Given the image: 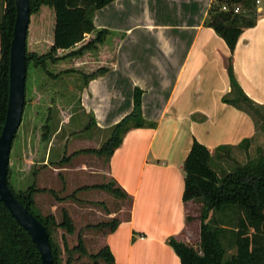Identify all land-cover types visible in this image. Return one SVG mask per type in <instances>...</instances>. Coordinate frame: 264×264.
<instances>
[{
	"label": "crops",
	"instance_id": "obj_1",
	"mask_svg": "<svg viewBox=\"0 0 264 264\" xmlns=\"http://www.w3.org/2000/svg\"><path fill=\"white\" fill-rule=\"evenodd\" d=\"M256 1L255 24L242 31L232 53L207 25L214 0H114L94 13L96 28L125 36L111 69L80 93L78 112L92 115L93 133L78 144L80 132L72 138L60 133L70 125L65 118L39 159L43 170L57 175L65 165L49 164L69 156L73 142L78 151L98 149L110 129L131 113L134 90L141 91L142 119L150 125L128 130L107 161V177L132 200L127 217L103 236L114 264H180L168 241L181 240L186 230L190 203L182 201L183 162L194 140L210 152V167L229 159L233 167L244 164L264 149L255 120L223 100L232 98L226 70L231 58L238 86L264 109V2ZM3 4L0 0V18ZM244 140L249 143L242 146ZM223 146L228 158L220 152L215 156ZM41 184L37 174L36 186Z\"/></svg>",
	"mask_w": 264,
	"mask_h": 264
},
{
	"label": "trees",
	"instance_id": "obj_2",
	"mask_svg": "<svg viewBox=\"0 0 264 264\" xmlns=\"http://www.w3.org/2000/svg\"><path fill=\"white\" fill-rule=\"evenodd\" d=\"M0 18V133L4 123L9 85V50L15 21L14 0H3ZM114 0H29L30 13L25 41L26 78L25 102L30 104L31 79L38 80L51 92L50 102L44 108L41 124L37 132V150L34 163L39 162L52 134V110L59 103L65 92H70L69 82L75 88L76 106H80V93L89 81L107 73L112 66L119 43L124 38L123 32L96 28L93 23L94 13L109 5ZM226 6L227 10H222ZM240 7V13L234 14L233 8ZM256 20V0H214L211 5L207 25L221 37L228 49L233 52L238 37L244 29L254 26ZM226 70L230 80L232 98H224L228 103L244 111L254 119L260 107L248 99L238 86L232 69L231 58L226 60ZM32 72V73H31ZM35 77V78H34ZM35 84V82H34ZM41 87V86H40ZM33 92L36 93L35 88ZM42 95L44 92H38ZM37 93V94H38ZM56 97V98H55ZM71 97V94L70 96ZM34 102V101H33ZM36 102V100H35ZM32 103V102H31ZM88 125L81 131L90 129L94 124L92 115ZM147 124L141 115V91L134 90L133 109L110 130L109 138L98 149H86L63 156L60 161L51 163L56 167L68 165L78 153L93 154L98 157L112 155L122 142V137L131 128H140ZM16 131L9 156L7 171L8 187L23 206L44 226L51 249L54 264H60V255L53 243L52 230L64 228L73 232L71 220L66 210H61V221L55 223L52 214L41 217L36 209L34 213V195L44 192L36 186L37 172H32V183L23 191H16L13 178V148L19 138ZM248 140L242 142L247 145ZM227 147H219L215 156L223 151L226 158ZM211 154L202 144L193 141L183 162L184 206L190 202L200 203L199 249L195 250L183 242L170 238L168 245L178 256L180 264H264V149H259L255 158H248L244 164L235 163L232 170L221 176L210 167ZM43 168L45 166H42ZM112 186H115L112 187ZM114 197L127 201L130 210L131 198L112 181L103 185ZM83 189V188H82ZM49 194L56 198L55 192ZM28 196V200L25 196ZM61 200V199H60ZM29 201V203H28ZM128 210V212H129ZM229 212L232 227L235 254L225 259L222 243L227 229L216 217ZM191 220L186 215V223ZM118 221H112L108 232H113ZM65 249L67 247L65 245ZM79 252H84L80 247ZM94 258H103L108 264H114L113 256L105 245ZM0 264H41L39 252L27 232L11 216L0 201ZM70 264V257L67 260Z\"/></svg>",
	"mask_w": 264,
	"mask_h": 264
},
{
	"label": "rangeland",
	"instance_id": "obj_3",
	"mask_svg": "<svg viewBox=\"0 0 264 264\" xmlns=\"http://www.w3.org/2000/svg\"><path fill=\"white\" fill-rule=\"evenodd\" d=\"M35 77L36 80L33 81L31 79L30 92L28 93L30 104L26 106L23 113L21 124L18 128L19 138L15 141L13 148L12 168H14L13 180L15 182V189L16 191L25 190L32 183V172L36 171L39 180L42 182L37 187L45 189V191L34 195L33 199L37 200V207H34V213L36 214V209L41 217L52 214L56 224H59L61 221V210L64 209L68 213L73 232L69 234L64 228L60 227H55L52 230V239L59 251L60 264H67L69 257L70 264H108L105 259L94 257L104 246L103 236L108 232L111 222L127 217L129 210L127 201L114 197L101 187L112 184V180L106 175V156L98 157L86 153H82L77 157L74 156L70 163L64 166L66 170L57 172L58 176L50 169L43 170L44 168L40 164L42 163V158L37 163L31 162V158L38 154H36L38 127L41 124L44 108L49 104L51 97L49 89L46 90L47 86L42 85L40 80H38V75ZM66 78H71L69 82L71 91L65 92L62 98L57 97L59 105L52 110V136L50 138L53 137L55 131L65 118L67 121L70 120V125L62 129L60 133L68 136V138L75 137L76 132L83 130L89 123L88 117L78 112L80 106H76V91L72 83L73 78ZM33 88H35L36 93L33 92ZM38 92H44V94L42 95ZM70 94L71 97H69ZM254 120L259 134L264 135V109H260L254 115ZM60 133L55 135V140L60 137ZM91 133H93L92 129L80 132V136L75 137L79 138L80 142L78 144H85L83 141H86L85 139L89 138ZM108 133L109 131H106V134ZM75 145V142L70 144L68 148V153H70L68 155L80 150ZM236 152V150L230 151L231 157L234 160L238 159ZM220 153L222 157L225 156L223 151ZM211 167L221 176L226 170L232 169L233 163L230 159L220 163L213 161ZM112 187L115 188V186ZM49 190L55 192L59 201L49 194ZM200 207L198 201L188 204L186 215L191 220L187 221L186 230L180 236L183 243L195 250L199 249ZM216 217L224 228L227 229L223 234L222 243L226 251L225 259H229L235 254L234 238L230 231L232 227L231 218L229 212ZM181 240L177 241L182 242ZM65 245L67 250L65 249ZM79 247L84 252L77 251Z\"/></svg>",
	"mask_w": 264,
	"mask_h": 264
},
{
	"label": "water",
	"instance_id": "obj_4",
	"mask_svg": "<svg viewBox=\"0 0 264 264\" xmlns=\"http://www.w3.org/2000/svg\"><path fill=\"white\" fill-rule=\"evenodd\" d=\"M15 21L9 50L7 108L0 133V201L35 244L41 264H54L48 234L44 226L15 198L8 187L7 169L11 144L24 111L26 56L25 41L29 23V0H14ZM28 200V196H25ZM29 203V201H28Z\"/></svg>",
	"mask_w": 264,
	"mask_h": 264
},
{
	"label": "built area",
	"instance_id": "obj_5",
	"mask_svg": "<svg viewBox=\"0 0 264 264\" xmlns=\"http://www.w3.org/2000/svg\"><path fill=\"white\" fill-rule=\"evenodd\" d=\"M259 2L258 1H256V4H258ZM222 10H227V7L226 6H222ZM240 12V7L239 6H235L234 8H233V13L234 14H237V13H239Z\"/></svg>",
	"mask_w": 264,
	"mask_h": 264
}]
</instances>
